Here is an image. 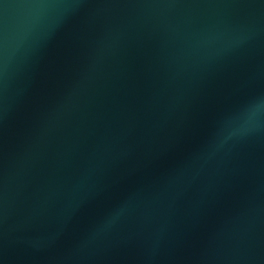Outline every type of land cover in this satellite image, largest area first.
<instances>
[{
	"label": "water",
	"instance_id": "1",
	"mask_svg": "<svg viewBox=\"0 0 264 264\" xmlns=\"http://www.w3.org/2000/svg\"><path fill=\"white\" fill-rule=\"evenodd\" d=\"M0 264H264V0H0Z\"/></svg>",
	"mask_w": 264,
	"mask_h": 264
}]
</instances>
